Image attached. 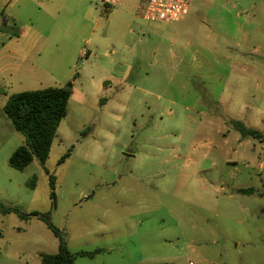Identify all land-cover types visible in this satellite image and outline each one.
<instances>
[{
  "label": "rangeland",
  "instance_id": "rangeland-1",
  "mask_svg": "<svg viewBox=\"0 0 264 264\" xmlns=\"http://www.w3.org/2000/svg\"><path fill=\"white\" fill-rule=\"evenodd\" d=\"M147 2L81 0L57 21L66 35L38 22L35 73L0 81V206L49 213L76 264H264V142L230 124L264 133V0H194L174 23L145 19ZM69 82L46 163L54 205L37 159L10 166L25 137L4 106ZM58 251L42 220L0 209V264Z\"/></svg>",
  "mask_w": 264,
  "mask_h": 264
},
{
  "label": "trees",
  "instance_id": "trees-1",
  "mask_svg": "<svg viewBox=\"0 0 264 264\" xmlns=\"http://www.w3.org/2000/svg\"><path fill=\"white\" fill-rule=\"evenodd\" d=\"M74 93L73 82L67 83L64 87H49L42 90L24 91L9 97L4 112L12 122L16 131L23 134L25 143L18 147L10 158L9 164L18 171H24L37 159L43 166L50 179L51 198L53 204L57 203L56 178L50 175L46 169L53 144L57 138L58 130L63 120L68 116V107ZM233 129L238 131L242 139H255L264 142V133L248 128L239 121H230ZM70 153L65 154L59 161V165L65 163ZM238 193L252 195L254 190L239 189ZM4 214L16 213L21 219L26 220L37 217L42 220L48 228L59 239V251L56 254H43L41 264H76L77 256L69 251L65 234L55 227L49 213L40 214L21 213L17 209L0 206ZM79 253L82 257H93L99 253Z\"/></svg>",
  "mask_w": 264,
  "mask_h": 264
},
{
  "label": "crops",
  "instance_id": "crops-1",
  "mask_svg": "<svg viewBox=\"0 0 264 264\" xmlns=\"http://www.w3.org/2000/svg\"><path fill=\"white\" fill-rule=\"evenodd\" d=\"M78 1V7L75 2ZM81 0H0V81L8 85L21 71L35 73V62H29L39 52L44 31L38 22L60 29L66 35L67 29L56 26L59 19L71 15L69 26L79 15Z\"/></svg>",
  "mask_w": 264,
  "mask_h": 264
},
{
  "label": "built area",
  "instance_id": "built-area-1",
  "mask_svg": "<svg viewBox=\"0 0 264 264\" xmlns=\"http://www.w3.org/2000/svg\"><path fill=\"white\" fill-rule=\"evenodd\" d=\"M194 0H148L143 17L153 22H179L189 13ZM125 0H102L107 11L121 6Z\"/></svg>",
  "mask_w": 264,
  "mask_h": 264
}]
</instances>
